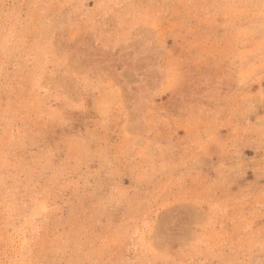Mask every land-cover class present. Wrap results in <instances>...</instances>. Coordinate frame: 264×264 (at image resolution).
<instances>
[{"label": "rangeland", "instance_id": "rangeland-1", "mask_svg": "<svg viewBox=\"0 0 264 264\" xmlns=\"http://www.w3.org/2000/svg\"><path fill=\"white\" fill-rule=\"evenodd\" d=\"M0 264H264V0H0Z\"/></svg>", "mask_w": 264, "mask_h": 264}]
</instances>
